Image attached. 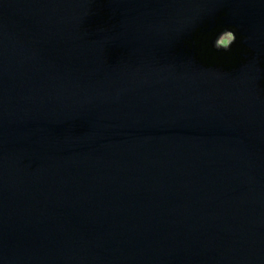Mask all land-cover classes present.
Returning <instances> with one entry per match:
<instances>
[{"label": "water", "instance_id": "water-1", "mask_svg": "<svg viewBox=\"0 0 264 264\" xmlns=\"http://www.w3.org/2000/svg\"><path fill=\"white\" fill-rule=\"evenodd\" d=\"M262 65L264 0H0V264H264Z\"/></svg>", "mask_w": 264, "mask_h": 264}, {"label": "clouds", "instance_id": "clouds-1", "mask_svg": "<svg viewBox=\"0 0 264 264\" xmlns=\"http://www.w3.org/2000/svg\"><path fill=\"white\" fill-rule=\"evenodd\" d=\"M224 16V12H221L217 17H215V27L219 28L218 33L215 35V37L212 40V47L215 48L218 51L223 52H236L240 54L242 46L241 41L243 37L240 35L239 31L231 26V25H224L221 21V17ZM217 21H219V24H217ZM203 29L207 27V22L203 24ZM212 28V29H214ZM202 29L201 27H197L195 30ZM195 58L204 65V63L201 62L200 59L197 58V53L195 52ZM230 63V62H229ZM264 66V65H262ZM216 67H221L220 65H216ZM224 68H229L228 63H225L223 65ZM262 85H264V82H262Z\"/></svg>", "mask_w": 264, "mask_h": 264}]
</instances>
